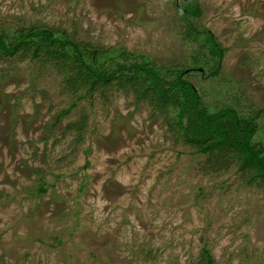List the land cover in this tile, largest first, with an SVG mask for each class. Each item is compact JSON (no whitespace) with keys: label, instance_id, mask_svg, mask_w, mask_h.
I'll return each mask as SVG.
<instances>
[{"label":"rangeland","instance_id":"1","mask_svg":"<svg viewBox=\"0 0 264 264\" xmlns=\"http://www.w3.org/2000/svg\"><path fill=\"white\" fill-rule=\"evenodd\" d=\"M30 26L186 70L264 146V0H0L1 28ZM30 56H0V264H264V182L238 151L199 152L139 79L90 86L71 60Z\"/></svg>","mask_w":264,"mask_h":264},{"label":"trees","instance_id":"2","mask_svg":"<svg viewBox=\"0 0 264 264\" xmlns=\"http://www.w3.org/2000/svg\"><path fill=\"white\" fill-rule=\"evenodd\" d=\"M182 9L185 21L190 16L201 15V8L195 4L184 3ZM187 36L198 41L202 53L205 49L209 52L210 58L207 61L212 58L217 61L222 57L224 48L211 32L196 31L189 25ZM21 52L30 54L31 61L54 58L66 64L67 60H71L76 68V76L84 78L90 86L119 79H139L145 83L142 94L150 89L162 104L177 106L176 123L180 126L184 139L198 145L199 152L232 147L241 154V168L253 169L254 176L264 182V146L251 139L258 129L253 115L238 113L232 106L211 110L208 103L202 102L194 85L183 77L186 70L175 66L169 70L157 68L147 56L131 54L123 49L104 50L82 43L78 45L63 31L58 32L46 26L20 27L14 31H5L0 27V56L12 57ZM216 68L210 71L211 75L216 74ZM7 71L3 70L1 73ZM0 91L3 92L2 89ZM12 97L15 98L13 95ZM43 190L42 186L38 188L39 192Z\"/></svg>","mask_w":264,"mask_h":264}]
</instances>
